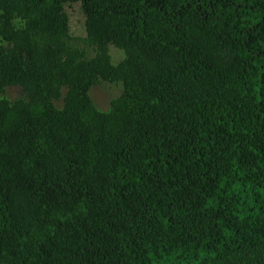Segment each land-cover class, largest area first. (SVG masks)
Listing matches in <instances>:
<instances>
[{
	"label": "trees",
	"instance_id": "16d2710c",
	"mask_svg": "<svg viewBox=\"0 0 264 264\" xmlns=\"http://www.w3.org/2000/svg\"><path fill=\"white\" fill-rule=\"evenodd\" d=\"M0 95V264H264V0H0Z\"/></svg>",
	"mask_w": 264,
	"mask_h": 264
},
{
	"label": "rangeland",
	"instance_id": "374dc122",
	"mask_svg": "<svg viewBox=\"0 0 264 264\" xmlns=\"http://www.w3.org/2000/svg\"><path fill=\"white\" fill-rule=\"evenodd\" d=\"M78 47L84 49L90 58L94 57L95 52L93 48L84 47L82 45H78ZM111 58L112 63L116 65L122 60L123 54L122 52H112ZM122 89L123 88L121 84L100 83L91 89L90 96L93 100L94 105L99 110L105 112L109 109L111 102L122 94ZM4 96L12 102L24 99L23 91L19 87L7 88ZM55 104L58 108L62 107V103L60 101L56 102Z\"/></svg>",
	"mask_w": 264,
	"mask_h": 264
},
{
	"label": "clouds",
	"instance_id": "9594fccd",
	"mask_svg": "<svg viewBox=\"0 0 264 264\" xmlns=\"http://www.w3.org/2000/svg\"><path fill=\"white\" fill-rule=\"evenodd\" d=\"M15 23L19 24V23H20V21H15Z\"/></svg>",
	"mask_w": 264,
	"mask_h": 264
}]
</instances>
